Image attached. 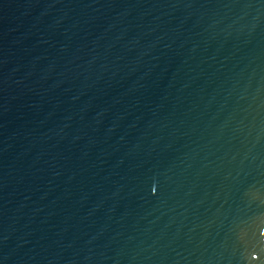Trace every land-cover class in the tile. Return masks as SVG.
Segmentation results:
<instances>
[{"label": "water", "instance_id": "1", "mask_svg": "<svg viewBox=\"0 0 264 264\" xmlns=\"http://www.w3.org/2000/svg\"><path fill=\"white\" fill-rule=\"evenodd\" d=\"M0 264H264V0H0Z\"/></svg>", "mask_w": 264, "mask_h": 264}]
</instances>
